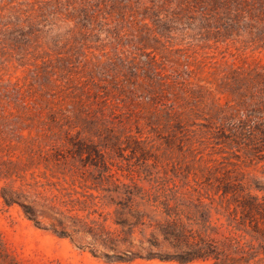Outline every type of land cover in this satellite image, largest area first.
Instances as JSON below:
<instances>
[{
	"label": "rangeland",
	"instance_id": "374dc122",
	"mask_svg": "<svg viewBox=\"0 0 264 264\" xmlns=\"http://www.w3.org/2000/svg\"><path fill=\"white\" fill-rule=\"evenodd\" d=\"M8 1L1 5L9 9L35 3V9L36 1L42 4L46 0ZM63 26L66 29L73 24ZM128 41L125 38L117 46L118 52H127L121 56L129 69L119 76L125 95L113 88L111 71L102 83L104 89L91 90L100 94L99 98L78 103L68 95L70 90L61 91L57 95L60 98H54L59 103L50 105L54 112L62 113L56 115L58 124L49 120L47 110L42 111L41 118H17L12 114L13 105L0 101V264H178L141 258L122 262L101 256L102 252L111 254L107 247L113 244L107 240L119 234L114 220L128 209L129 198L138 204L135 210L147 215L145 223L154 225L162 219L154 198L169 195L159 190L161 183H168V187L188 183L181 191L195 197L192 188L198 189L204 205L213 197L210 185L222 180L240 183L252 194L264 197V145L247 154L224 137L228 131L221 129L224 120H219L229 116L222 109L232 104L230 93L236 87L231 81L233 72L240 75L242 84L250 85V73L263 72L264 51H252L229 40L177 39L172 47L166 42L162 47V40ZM145 43L146 53L151 52L147 58L130 46L140 48ZM40 49L39 53L52 54L44 44ZM105 53H111L110 47ZM85 55L86 60L97 62L94 57L101 53L91 49L85 50ZM147 60L155 64L159 82L158 77L143 74L147 66L142 62ZM176 60L186 61L192 72L184 76V86L172 83ZM35 65L42 70L39 60ZM15 66L13 62L0 70V85L30 82L28 68L33 67ZM27 88L37 97L45 90L37 85ZM104 91L109 92L107 97ZM257 124L263 128V118ZM3 193L16 202L7 206ZM21 205L34 209L33 218L26 216ZM212 214L215 224L217 216ZM141 230L133 235L135 251H169L149 245L160 243L152 237L153 228ZM59 233H67L76 243ZM115 245L118 253L127 248Z\"/></svg>",
	"mask_w": 264,
	"mask_h": 264
},
{
	"label": "trees",
	"instance_id": "16d2710c",
	"mask_svg": "<svg viewBox=\"0 0 264 264\" xmlns=\"http://www.w3.org/2000/svg\"><path fill=\"white\" fill-rule=\"evenodd\" d=\"M2 2L0 0V70L13 62L15 69L33 67L28 68V84L23 82L19 86L18 82H8L0 85V101H9L15 110L12 114L17 118L31 115L41 118L42 111L47 110L49 120L58 124L56 115L62 116V113L54 112L50 105L59 103L54 99L60 98L59 92L70 90L68 95L78 103L99 98L101 95L91 90L104 89L102 83L109 71L113 73V88L118 94L125 95L123 79L119 76H124V70L129 69L126 58L121 56L127 52L117 50L125 38L129 39L128 44L134 38L147 43L162 40V47L166 46L165 42L172 47L177 39L182 42L186 39L229 40L252 51H264V0H46L42 4H39L42 1H36L35 9V3L16 4L7 9ZM12 2L9 0L8 4ZM5 9L7 13L2 14ZM66 22H72L73 26L63 29ZM41 40L44 42L39 44ZM43 44L53 55L39 53ZM130 46L141 51L140 57L147 58L151 53H146V43L140 48ZM107 47L112 54L105 53ZM91 49L101 53L94 57L97 62L86 60L85 50ZM152 59L150 57L153 62ZM37 60L42 65L40 71L35 65ZM142 63L147 66L143 68V74L150 73L153 78L158 77L159 82L161 78L155 64L149 60ZM174 63L172 83L184 86V76L189 77L192 72L186 61ZM79 64L80 69L75 71ZM131 72L136 75L135 71ZM250 74V85H244L240 75L233 72L235 76L231 81L236 87L230 93L232 104L222 109V113L228 112L229 116L219 119L224 120L221 129L228 131L224 137L247 154L264 145V127L257 128V121L264 120V69ZM34 85L45 88L38 97L26 89ZM108 93L104 91V97ZM171 109L174 111V107ZM159 186V190L169 193L153 201L160 209L162 219L154 225L146 224L147 215L135 210L138 204L129 198L128 209L120 213V219L114 220L120 228L119 234L117 232L107 240L113 244L107 247L111 254L101 253L106 260L115 258L130 262L141 258L178 264L196 261L260 264L264 259V197L252 194L240 183L222 180L217 185H210L213 197L209 198L208 205H204L198 189L192 188L197 193L195 197L181 191V187L189 186L188 183L168 187L165 182ZM2 197L7 206L16 202L4 193ZM21 206L26 216L33 218L34 209ZM212 211L217 216L215 224ZM145 227L153 228L152 237L160 240L158 244L149 242V245L166 247L169 251H135L133 235ZM59 236L70 237L74 242L67 233H59ZM93 240L96 241V237ZM115 243L126 245V250L118 253ZM91 253L95 254L94 251Z\"/></svg>",
	"mask_w": 264,
	"mask_h": 264
}]
</instances>
